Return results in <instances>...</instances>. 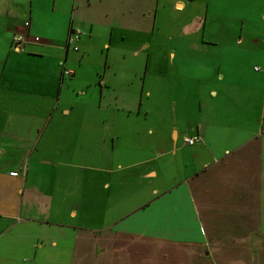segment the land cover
Segmentation results:
<instances>
[{
  "label": "crops",
  "instance_id": "obj_1",
  "mask_svg": "<svg viewBox=\"0 0 264 264\" xmlns=\"http://www.w3.org/2000/svg\"><path fill=\"white\" fill-rule=\"evenodd\" d=\"M150 2L0 0V264H264V0Z\"/></svg>",
  "mask_w": 264,
  "mask_h": 264
},
{
  "label": "rangeland",
  "instance_id": "obj_2",
  "mask_svg": "<svg viewBox=\"0 0 264 264\" xmlns=\"http://www.w3.org/2000/svg\"><path fill=\"white\" fill-rule=\"evenodd\" d=\"M85 0H79L80 3L84 2ZM143 2V0H140ZM176 0H151L149 3L151 20L155 18V29L154 33L151 35L153 39V43H157L159 46L151 47L147 52H141V55H146L150 51V53L154 57L164 56L167 54V51L171 48V42L174 45L179 43L181 39L188 38L186 35V31L184 30V25L189 22L191 15L197 13L198 10L203 9L206 4L207 0H190L189 4L187 5V9L183 12L177 11L173 8V4ZM186 1V0H183ZM210 6L214 4V0H208ZM142 6V5H141ZM260 4L254 3L253 8L259 7ZM112 10L116 9V5L111 3L110 7ZM147 15V14H146ZM146 17H140L139 24L142 25L145 21ZM117 17H114L116 20ZM171 38V42L169 41ZM72 50V49H70ZM166 50V51H165ZM132 50L130 48H114L110 52V56L113 55L114 57L119 58L122 60L125 57L124 63H129L131 59ZM105 55V50L96 49L95 53L90 57L92 59H98ZM95 62V60H93ZM164 87V84L163 86ZM58 115V111L55 112L54 116ZM56 118V117H54ZM20 160H2L3 166H14L16 162ZM26 163V160H22ZM15 173V172H13ZM61 179V178H58ZM58 186L60 184V180L57 183ZM13 211V210H12Z\"/></svg>",
  "mask_w": 264,
  "mask_h": 264
},
{
  "label": "built area",
  "instance_id": "obj_3",
  "mask_svg": "<svg viewBox=\"0 0 264 264\" xmlns=\"http://www.w3.org/2000/svg\"><path fill=\"white\" fill-rule=\"evenodd\" d=\"M24 28H28L29 22L25 21L23 24ZM81 32L78 29H71L68 38H67V46L70 47L72 50L77 51L78 46L77 43L79 41ZM28 40L33 43H39L40 39L38 37H30L26 33H19L16 36H14L12 40V49L15 51H22L25 44L28 43ZM64 75L71 74L70 71H64ZM199 137L197 135L193 136H186L183 138L184 144L188 146H192L199 142ZM17 173H11L12 176H16Z\"/></svg>",
  "mask_w": 264,
  "mask_h": 264
}]
</instances>
